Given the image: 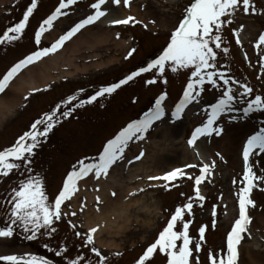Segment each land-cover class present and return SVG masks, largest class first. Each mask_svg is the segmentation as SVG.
<instances>
[{
    "label": "rangeland",
    "instance_id": "374dc122",
    "mask_svg": "<svg viewBox=\"0 0 264 264\" xmlns=\"http://www.w3.org/2000/svg\"><path fill=\"white\" fill-rule=\"evenodd\" d=\"M93 2L94 0H78L76 5L64 10L68 15L61 19L63 25L61 27H56V25L52 29L61 30L60 35H62L74 23L91 14L93 10L90 8V4ZM192 2L193 0H178L176 4L172 5L164 0H130L129 7H124L123 3L114 5L111 2L103 6L108 13L105 17L119 14L121 7L124 10H129L131 6L138 7L142 16H133L147 23L148 29H145L142 23H130L109 28L112 33L118 32L120 40L126 43L125 52L114 51L112 47H97L92 53L85 52L82 55H97L95 62L118 59L116 62L106 68L90 69L85 74L78 73L69 78L64 77L49 84V87L42 88L39 92L26 95L28 98H23L18 108L4 120L0 128V151L13 145L20 135L30 130L31 124L36 119L44 113L52 111L61 101L70 96H76L77 100L73 102V105H76L81 99L86 100L100 87L123 79L130 72L143 67L144 64L146 65L151 59L157 57L156 55L160 54L168 42L167 39L177 26L178 20L185 15L186 8ZM30 3L31 0H8L0 4V35L4 33L7 26L14 25L23 18ZM57 3L56 0H37V8L30 16L22 37L11 43L0 44V77L16 60L19 61L22 57L37 50L38 47H48L54 41L53 39L49 40V37L48 39L42 37L40 45L37 46L34 37L43 16L49 12L50 6ZM253 3L257 9L255 15H244L238 11L233 23L225 25L222 36L224 45L229 48V53L226 56H218L219 70L224 71L226 75L241 84L247 83L254 90L251 96L238 100L236 105L238 108L246 107V102L254 99L255 95L264 96V70L261 69L258 50L254 47L258 35L264 31V0H253ZM9 15L10 17L5 23L4 20ZM153 20L154 24L150 22ZM249 21L253 23L256 30L247 34L246 29ZM241 24L244 25L240 32L242 44L237 45L231 30ZM138 38L141 40L140 42H138ZM132 47H135V53L125 59L127 52ZM260 52H264V48ZM245 54H247V59H245ZM92 62L94 60L91 61V58H79L77 64L82 66ZM153 76L156 77L157 82L152 85L145 84V80L151 79ZM189 78L190 70H179L173 73L166 68L162 76L153 70L122 86L110 96L106 95L91 104L76 107L71 117L62 118L61 122L49 133L46 141H43L36 149L35 155L30 158L32 160L31 171L27 166H22L19 170H13L7 177L0 176V227H4L7 222L6 208L8 207L7 201L12 194L11 190L21 181L28 176L40 177L51 202L58 194L64 176L73 170L78 161L87 158L85 162H90L91 158L96 157L102 150L108 139L113 138L129 121L140 118L139 116L149 110L154 105L155 99L162 93L168 95L164 101L166 106L165 122L150 130L143 141L132 144L128 151L131 152L132 157L137 155L139 150H143L146 154L153 152L154 161L149 162L150 173L155 170L159 172L158 175H163L166 171H170L171 166L181 165L183 162L201 164V155L197 156V150L188 147L187 140L194 128L206 121L207 111H210L209 106L215 103L222 94L223 84L219 80L218 84L221 85L219 88L206 84L205 90L199 97V102L191 104L190 110L186 111L181 119L173 120L170 108L174 100L172 99L171 102V98L175 97L179 102L183 95L180 93H183ZM165 80L167 83H164ZM231 86L234 91L239 87L237 84ZM81 89H83L82 92ZM103 106L108 108L102 109ZM62 110L65 109L62 108ZM228 115L241 117L226 127V129L231 127L232 131L239 129L242 131L237 136L238 141L234 148L235 156L240 159L239 166H230L227 155L215 149L214 144L220 141L221 137L213 135L198 141L199 153H203L205 156L202 155L207 158L203 162L215 161L212 174L200 185L201 194L206 199L203 202L194 203L192 214L185 213V220L190 222L189 233L193 238V244L198 240L199 227L208 225L206 240L202 242V250L198 254L194 252V255L199 256V264H209V251L218 253L220 249L226 247L227 233L238 216L236 193L242 186L243 180L242 146L248 135L254 134L264 126V110L249 113L247 117H243L242 111ZM222 122L226 123L227 117H224ZM173 131H175L174 137L170 135ZM128 151L126 150V154ZM210 153L214 159L209 157ZM217 153L220 155L218 156ZM253 161L256 165L257 160ZM131 168L133 167L131 166ZM184 171L191 173L193 177L199 174L198 168H186ZM233 180H236L237 183L234 184ZM150 183L156 186L149 187ZM171 183L172 186L165 189L163 181L149 182L146 178L143 190L138 195L130 197L138 199L140 203L132 207L134 217L130 219V228L122 237L116 238V241L121 245V250L99 248L102 254L107 257V264L135 263L138 255L158 238L159 232L166 227L167 221L176 207L182 206L188 202L190 197H194V179L183 177ZM251 195L256 203L255 207L250 208V215L253 218L249 227L251 237L245 236L241 243L238 264H264V222L259 220V214H264V190L253 189ZM82 200H84V196H81ZM200 203H202V207ZM92 206L95 207L96 204ZM214 207L217 213L215 218L212 216ZM67 210H73L72 205ZM77 212L79 217L77 224L78 227H81L79 221L82 213L79 210ZM68 219L69 217L65 216L56 223L57 231L52 237L38 234L36 239L28 240L26 234L17 229L13 237L0 238V256L36 255L49 259L52 264H67L69 259L75 258L79 253L83 254L92 264H96L98 258L91 254L88 248L82 247V238L75 236L74 231L67 223ZM214 219L215 227L212 226ZM181 229L182 223H178L177 230ZM65 247L67 251H64ZM57 250L61 251V256L55 255ZM0 264H4V262H0ZM146 264H166V257L157 252Z\"/></svg>",
    "mask_w": 264,
    "mask_h": 264
},
{
    "label": "snow or ice",
    "instance_id": "6c2138e0",
    "mask_svg": "<svg viewBox=\"0 0 264 264\" xmlns=\"http://www.w3.org/2000/svg\"><path fill=\"white\" fill-rule=\"evenodd\" d=\"M77 2L78 0H59V5L42 21L39 29L35 32L34 38L37 46L41 43L42 35L50 31L60 17L68 15L67 11L64 10L76 5ZM109 2L114 5L123 3L124 7L130 6V0H94L90 4V8L93 10L91 14L74 23L50 46L38 47L37 50L20 59L0 77V95L6 94L12 81L23 70L38 64L45 57L57 53L65 46L66 42L81 33L83 29L100 22L108 14L107 9L103 6ZM36 8L37 0H31L30 6L23 14V18L18 23L8 27L0 35V44L19 40ZM238 11L244 15H255L257 9L253 0H193L190 6L186 8L185 15L178 20L177 26L171 32L167 45L146 66L130 72L117 82L100 87L94 94L86 100L81 99L76 105H73V102L77 100L76 96H70L61 101L52 111L46 112L36 119L31 124L30 130L20 135L13 145L0 151V176L7 177L13 170H19L22 166H27L28 170L31 171L32 160L30 158L35 155L36 149L43 141H46L49 133L61 122L62 118L72 116L76 107H83L97 101L98 98L112 95L123 85H127L143 73L155 70L156 73L162 76L166 68L173 73L179 70H190V78L183 90L182 98L175 105L174 110H171L173 120L181 119L182 114L191 104L199 102V97L205 90L206 84L219 88L221 85L218 84V80L222 81V94L215 103L209 106L210 111H207L206 121L196 126L187 140L188 147L197 150L196 155L199 156L198 141L213 135L216 137L227 135V125L241 118L228 114L242 111L243 117H247L249 113L264 110V96L261 95H255L254 99L247 101L246 107L238 108L236 106L238 100L251 96L254 90L247 83L241 84L218 68V56H226L229 53V48L224 45L222 32L225 25L233 23ZM150 22L155 23L154 20ZM110 23L113 26L142 23L144 28L148 29L147 23L131 15L122 19H114ZM243 28L244 25L241 24L231 30L237 45L242 44L240 32ZM117 37H119V33H117ZM254 47L258 50V59L261 69L264 70V52H260L264 48V32L258 35ZM135 51V47L130 48L125 59L130 58ZM245 59H247V54H245ZM156 82L155 76L145 80L147 85ZM164 83H167V81L165 80ZM232 84L239 85L238 89L234 91ZM39 91L41 89L33 88L29 95ZM82 91L83 89H81ZM166 97L167 93H162L155 99L154 105L143 113L141 118L134 119L122 127L113 138L107 140L102 150L96 157L91 158L90 162H85L87 158L78 161L73 170L67 174L62 188L51 202L40 177L28 176L21 181L18 186L11 190L12 194L7 201L8 207L6 208L7 222L4 227H0V238L13 237L17 229L25 233L28 240L36 239L38 234L52 237L57 231L56 223L67 216L69 217L67 223L74 231L75 236L82 238V247L88 248L89 252L98 258L96 264H107V257L96 247L95 234L98 232L100 225L81 230L83 221H79L81 227H78V212L76 210L68 211L67 209L71 208L70 202L80 192L82 182L86 186L90 181H96L93 188L99 191V181L107 178L116 167L125 162L131 165L145 157V152L139 150L137 155L128 158L126 150L132 144L143 141L150 130L165 122L166 106L164 101ZM27 98L25 96V99ZM62 108L65 110H62ZM224 117H227L226 123L222 122ZM217 155L219 156L220 153H217ZM254 155H264V126L260 127L254 134L248 135L242 146L243 180L242 186L236 193L238 216L227 233L226 247L220 249L218 253L209 251V264H238L240 245L245 236L251 237L249 227L253 218L250 215V208L256 206L251 194L254 188L264 190V175L258 174L254 170V161L251 159ZM186 168H198L199 174L193 177L191 173L184 171ZM214 168L215 161L211 163L201 161L199 165L186 164L183 167L166 171L163 175H150L147 177L149 182L163 181L165 189L170 188L172 186L171 182H176L180 178L194 179V197H190L188 202L182 206L176 207L167 221L166 227L159 232L155 242L149 245L143 254L138 257L135 264H146L157 252L166 257V264H199V256L194 255V252L198 254L202 250V242L206 240L208 225L199 227L198 240L193 244V238L189 233L190 222L185 220V213L192 214L194 203L203 202L206 199L201 194L200 185L212 174ZM233 183L235 184L237 181L233 180ZM153 186L156 185L149 184V187ZM142 190L140 189V191ZM112 195L115 196L116 193L113 192ZM95 201L97 211H100L101 197L97 195ZM200 206H203L202 203H200ZM85 207L86 198L81 201L79 212L83 213ZM216 215V208L214 207L212 216L215 218ZM178 223H182L181 230H177ZM212 226L215 227V219ZM64 251H67L66 247ZM55 255L61 256L62 253L57 250ZM117 255L120 254L117 253ZM0 262H4V264H52L49 259L36 255H3L0 256ZM67 264H92V262L83 254L78 253L75 258L69 259Z\"/></svg>",
    "mask_w": 264,
    "mask_h": 264
},
{
    "label": "bare ground",
    "instance_id": "6f19581e",
    "mask_svg": "<svg viewBox=\"0 0 264 264\" xmlns=\"http://www.w3.org/2000/svg\"><path fill=\"white\" fill-rule=\"evenodd\" d=\"M6 1L8 0H0V4ZM165 1L174 5L178 0ZM129 15L142 16L138 7L131 6L129 10H124L123 7H121L119 14L107 16L105 20L100 21L101 24H95L83 29L81 33H78L70 41L66 42L65 46L57 53L45 57L38 64L29 66V68L23 70L12 81L6 94L0 95V128L4 120L18 108L23 98L30 93L31 89H42L64 77L69 78L78 73L85 74L90 69L106 68L116 62L118 59H111L106 62L97 60L95 62V56L97 55L90 54L84 56L82 54L85 52L92 53L97 47H112L114 51L125 52L126 43L118 40L117 32L112 33L107 27L113 26L110 21L126 18ZM250 21L246 29L247 34L256 30L255 26ZM162 22H164V20H162ZM62 23L63 20L58 19L54 24H57L56 27H61L63 25ZM60 31L61 30L56 28L55 30L52 29L49 32H45L43 37L46 39L49 37V40H55L58 38ZM79 58H91V61L94 60V62L89 65L80 66L77 64ZM187 110H190V108ZM226 131L227 135L221 137L219 139L220 141L214 144V147L216 150L218 149L227 155L230 166H239L240 159L235 156L234 148L236 141H238L237 136L240 135L242 131H240V129L232 131L231 127L227 128ZM174 134L175 131L170 133L173 137L175 136ZM152 153L153 152H148L145 154V157L139 162H135L131 165L125 162L122 163L121 166L116 167L114 171L110 172L107 178H103L99 181V191L93 188V184H95L96 181H90L86 186L83 182L81 183V190L77 197L72 199L71 205L73 210L77 211L79 210L81 196H84V199L86 198V207L80 216L83 221L82 229L84 230L88 227L100 225L98 232L95 234L97 248L121 250V245L116 241V238L122 237L127 229L130 228V219L134 217L132 214V207L140 203L138 199H131L130 197L135 194L138 195L141 192L140 189H143L148 176L159 174V172L155 170L150 173L151 169L149 162L154 161ZM202 154L203 153H200L201 160L206 161L207 158ZM126 156L131 158V152L128 151ZM254 156L256 157L254 159L257 160L256 165L254 164V170L257 171L258 174L264 175V155ZM209 157L213 158L212 153L209 154ZM186 164H188V162H183L181 165H173L169 170L176 167H183ZM131 166L133 168H131ZM254 189L258 190L259 188ZM113 192L116 193L115 196L112 195ZM97 195H99L102 200L100 211H97L96 206H92L96 204L95 197ZM136 214L138 215L139 213ZM259 215V220L264 222V214L262 213ZM247 252L250 254L249 249H247Z\"/></svg>",
    "mask_w": 264,
    "mask_h": 264
}]
</instances>
